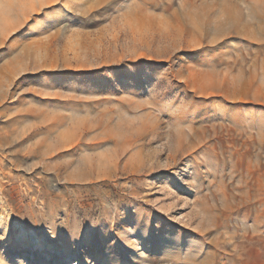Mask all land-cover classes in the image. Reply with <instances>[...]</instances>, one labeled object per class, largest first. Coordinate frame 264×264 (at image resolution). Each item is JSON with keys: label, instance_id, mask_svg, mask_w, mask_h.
Here are the masks:
<instances>
[{"label": "rangeland", "instance_id": "obj_1", "mask_svg": "<svg viewBox=\"0 0 264 264\" xmlns=\"http://www.w3.org/2000/svg\"><path fill=\"white\" fill-rule=\"evenodd\" d=\"M115 5L0 0V264H264V0Z\"/></svg>", "mask_w": 264, "mask_h": 264}, {"label": "snow or ice", "instance_id": "obj_2", "mask_svg": "<svg viewBox=\"0 0 264 264\" xmlns=\"http://www.w3.org/2000/svg\"><path fill=\"white\" fill-rule=\"evenodd\" d=\"M34 2H36V3H44L45 0H34ZM127 2H128V0H116L115 7L116 8H120L122 3L126 7L127 6ZM41 19H43V17H41ZM93 204H94V206L90 209V215H92V217L95 218L96 216L100 215L102 210L96 205L95 201L93 202ZM74 207H76V206L74 205ZM85 207H87V206L85 205ZM101 222L105 223V224L107 223L106 220H104L103 218H102ZM2 232H3V229L0 228V234H2Z\"/></svg>", "mask_w": 264, "mask_h": 264}]
</instances>
